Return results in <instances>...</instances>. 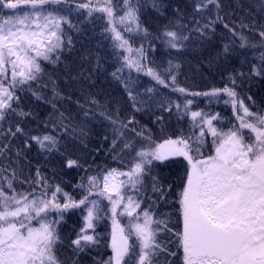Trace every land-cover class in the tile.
Wrapping results in <instances>:
<instances>
[{
	"label": "snow or ice",
	"instance_id": "6c2138e0",
	"mask_svg": "<svg viewBox=\"0 0 264 264\" xmlns=\"http://www.w3.org/2000/svg\"><path fill=\"white\" fill-rule=\"evenodd\" d=\"M209 5L217 12L221 8L220 0H200L196 11ZM144 6L141 0H0V264H79L80 254L100 244L96 228L105 220L111 221L106 244L111 255L97 264H264V105L257 107L251 96L246 105L235 77H229L231 87L188 92L176 85L173 69L179 66L171 61L164 75L174 92L185 95L183 103L133 95V69L169 86L159 71L144 63L148 57L143 45L133 48L130 43L134 34L151 35L141 20ZM151 7L159 11L162 5L152 0ZM84 21L102 22L120 63L111 76L122 83L133 106L158 103L164 111H174L178 120L188 117L189 126L174 138L154 139L150 129L129 128L134 118L125 122L116 112H100L111 126L110 151L119 167L97 166L81 177L74 186L81 193L76 199L39 168L32 174L25 171L22 150L13 151L9 139L24 129L18 123L6 130L3 125L31 115L21 108L19 93L32 91L42 98L45 62L60 63L63 53L74 47L72 34L82 31ZM214 25V20L196 22L193 31L207 37ZM258 36L259 45L240 35V47L259 46V67L253 65L251 75L264 77V26ZM153 38L182 49L190 35L173 26ZM231 51L223 46L225 56ZM96 67H102L100 57ZM125 69L128 79L122 75ZM33 85L38 87L33 90ZM187 96L205 97L206 107L230 105L235 122L225 124L219 113L193 110L194 101ZM85 103L104 107L91 97ZM84 115L89 116V110ZM63 119L61 114L56 126L68 132ZM84 134L81 129V137ZM30 140L49 153L59 151L53 135ZM30 147L26 140L24 148ZM66 167L83 166L68 158ZM173 167L179 169L174 177L161 174V169ZM162 205L169 210L163 211ZM77 209L84 223L65 244L60 225ZM65 247H71L74 259L61 257Z\"/></svg>",
	"mask_w": 264,
	"mask_h": 264
},
{
	"label": "trees",
	"instance_id": "16d2710c",
	"mask_svg": "<svg viewBox=\"0 0 264 264\" xmlns=\"http://www.w3.org/2000/svg\"><path fill=\"white\" fill-rule=\"evenodd\" d=\"M152 0H141L144 4L141 20L143 26L151 34L144 38L142 34H134L130 43L133 48L143 45L148 59L144 62L147 66L161 73L168 87L158 84L152 76L144 71L131 70L130 78L133 95L139 93L138 99H144L151 95L157 99H171L183 103L184 94L174 92L168 77L164 71L169 67V61L178 68L173 69L176 75V85L185 88L188 92H204L211 88L231 87L229 77L236 78L238 87L236 91L239 98L249 105L248 96L256 102L257 107L264 105V77L251 75L253 65L259 67V46L256 49L241 48L240 35H244L249 43L259 45L258 31L264 26V0H220L219 12L212 6L201 11H196V5L200 0H158L162 5L159 11L151 7ZM217 15L220 17L216 19ZM214 20V32H209L207 37L200 36L193 31L196 22L200 25ZM101 21L90 23L84 21L81 24L82 31L72 34L74 47L71 51H65L60 63L49 64L45 62L46 75L40 87L37 99L32 91L19 93L21 108L30 116L16 117L3 125L6 130L13 123H18L24 129L23 134L10 137L13 151L22 150L24 157L20 163L29 174L39 168L49 177H54L56 183L65 192L76 199L80 198V190L74 186L81 183V177L92 174L97 166L119 167L113 161L110 151L113 133L109 122L100 112L118 113L119 119L127 121L134 118V123L129 128L139 131L141 128L150 129L153 138L173 136L180 130H187L189 118L178 120L175 112L164 111L158 103H149L141 106L133 102L125 91L122 83L115 80L111 73L120 67L114 53L112 43L103 34ZM224 25H227L226 28ZM246 25L248 27H241ZM175 26L190 35L182 49L168 48L162 40L154 39L163 32L165 27ZM235 29L236 35H233ZM210 37V38H209ZM229 45L232 51L225 56L223 46ZM154 47V51L149 50ZM119 51V50H116ZM100 57L101 68L96 67V58ZM239 73H244L240 77ZM124 79L129 78V70L122 74ZM46 85V86H43ZM38 86L33 85V90ZM146 89H154L152 93H146ZM94 98L104 107L86 104L85 100ZM194 101L193 110L203 109L206 112L219 113L224 118L225 124L233 119V111L230 105L215 104L206 107L205 97L187 96ZM81 105L84 108H81ZM140 108V111L136 109ZM89 110V116L84 115V110ZM255 110V109H254ZM95 112V116L92 113ZM68 127L65 132L61 123ZM159 117H163L161 122ZM84 130L81 137L80 130ZM162 130V131H161ZM53 135L59 141V151L51 153L39 148L31 136ZM125 135L133 139L130 132ZM107 137V139H105ZM28 141L30 148L25 149L24 143ZM15 159L12 153H9ZM77 160L83 167H66V160ZM127 159V157H125ZM8 162L5 161V164ZM178 168H163L161 174L166 178L175 176ZM149 195H151L149 193ZM163 211L169 209L161 206ZM121 220V223H125ZM83 218L79 210H73L65 216L60 225L61 235L65 244L75 238V233L83 225ZM111 231V221H102L96 228V232L102 237L98 246L79 256V264H97L111 255L110 247L106 244L108 234ZM63 259H74L71 247H65L61 251Z\"/></svg>",
	"mask_w": 264,
	"mask_h": 264
}]
</instances>
